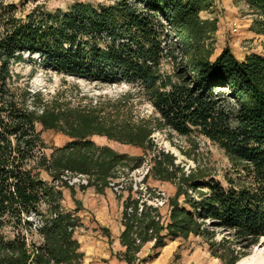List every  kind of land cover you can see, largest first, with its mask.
<instances>
[{"label": "trees", "instance_id": "16d2710c", "mask_svg": "<svg viewBox=\"0 0 264 264\" xmlns=\"http://www.w3.org/2000/svg\"><path fill=\"white\" fill-rule=\"evenodd\" d=\"M233 1L246 5L251 32L264 36V0ZM106 2H75L52 12L36 7L17 18V6L0 0V264H82L74 238L78 219L61 211L60 192L40 172L51 180L65 172L85 175L101 192L118 172L139 168L146 153L148 178L172 184L175 192L160 224V212L152 208L137 214L128 190L124 210L133 212L126 216L123 210L119 244L125 252L119 259L134 264L140 248L152 243L147 263L157 259L165 240L199 238L210 258L237 264L264 241V55L238 60L228 47L215 54L214 0ZM203 12L211 17L202 19ZM24 54L66 77L135 86L153 116L134 120L126 106L129 94L113 110L71 107L56 97L43 101L39 92L14 86L18 76L10 67L23 62ZM164 62L172 64L171 74L162 71ZM38 126L60 135L62 143L48 147ZM156 132H166L165 139L188 159L172 135L194 147L193 136L216 146L229 163L222 180L194 157L195 168L185 175L171 154H154ZM94 137L143 156L100 146ZM30 215L40 217L42 226L39 244L27 248L20 230L31 233Z\"/></svg>", "mask_w": 264, "mask_h": 264}, {"label": "rangeland", "instance_id": "374dc122", "mask_svg": "<svg viewBox=\"0 0 264 264\" xmlns=\"http://www.w3.org/2000/svg\"><path fill=\"white\" fill-rule=\"evenodd\" d=\"M75 2L91 3L93 5L107 4L106 0H4L5 4H13L17 6V18H23L36 7H42L45 11L52 12L57 9L66 10ZM201 16L207 18L208 14L203 12ZM212 16L216 17L218 20V30L215 33L212 42L215 54H218L224 47H228L238 60L249 54L264 55V36L256 35L251 32L250 24L252 20V13L246 5L239 1L234 2L233 0H214ZM234 19H238L240 21L238 36H232L228 29L229 22ZM235 39H238L240 42L238 46L234 45ZM23 56V62L14 64L10 67L13 74L18 76V80L14 86L19 89L27 87L31 94L39 92L43 101H50L56 97L61 102L68 103L71 107L100 106L104 109L113 110L115 106L114 103L118 99L129 94V97L126 99V106L127 109L131 111V116L134 120L138 118L147 119L153 116L152 108L141 95L137 94V88L135 86L126 85L124 83L102 84L87 79L66 77L62 74H58L48 67L42 66L39 63L37 56L32 57L25 54ZM161 68L163 72L171 74L172 64L170 62H164ZM36 130L40 133L41 139L48 147L56 146L63 141V138L60 135L50 131H43L39 126L36 127ZM166 135V132L154 133L153 141L156 146V149L153 152L154 154L160 151V149L164 152H168L175 157L176 164H180L183 171L187 165L195 168L196 163L191 160V158L194 157L201 166H206V169L215 179L220 181L222 180L223 174L229 168V163L224 157L222 151H220L216 146L210 144L202 137L193 136L192 138H196L195 141L197 143V147H194L184 138L172 135L173 144L182 150L187 151L190 156V159H188L184 157L175 147L170 145V143L165 139ZM93 141L100 146H108L119 153L126 152L130 156H143L140 151H134V149L132 150L121 147L117 144L106 141L104 138L94 137ZM171 149L177 151L181 158L177 157ZM45 153L48 154V150H46ZM145 158L150 159L151 153H146ZM44 177L45 173L40 172V178L43 179ZM150 190H155V188H150ZM164 191L168 193L167 190ZM39 211L41 215H44L45 206L41 205ZM28 220L31 224V233H26L22 229L20 232L27 235L31 244L34 243L38 245L39 239L34 232L37 219L34 215H30ZM10 231V228L7 229V231H4V235L10 236ZM217 237L219 238V236ZM175 244L177 247L169 257L168 253H165L159 260L155 259L144 263L143 259L141 264H219L212 263L211 260L202 257V249H205L206 245L199 238H190L185 241L180 240L174 242V245ZM251 253L252 248L248 251L247 255ZM261 253L264 256L263 248L261 249ZM120 255L122 254L115 252L114 256L117 260H120L118 257ZM139 258H142V256L139 255Z\"/></svg>", "mask_w": 264, "mask_h": 264}, {"label": "crops", "instance_id": "0c3cea01", "mask_svg": "<svg viewBox=\"0 0 264 264\" xmlns=\"http://www.w3.org/2000/svg\"><path fill=\"white\" fill-rule=\"evenodd\" d=\"M210 17L208 14L207 18ZM201 18L207 19L202 16ZM129 149L133 150L134 148ZM134 151L136 150L134 149ZM42 180L48 183L50 177L45 174ZM147 183L150 188L167 190L170 193V198L174 195L175 188L170 183L151 178L147 179ZM59 192L61 194L59 202L61 211L70 213L78 219L79 226L75 230L74 238L80 245L79 252L83 254L82 264H126L124 261L117 260L114 255L115 252L119 254L125 252L119 243L120 236L124 231L121 217L129 193L123 192L116 196L106 188L98 192L93 186L88 188H61ZM177 241L180 239L165 240V246L159 251L157 259H161L165 253H168L169 257L175 251L177 245H174V242ZM151 247L152 245L149 243L143 245L135 256L134 264H141L143 259L149 257L152 251ZM202 250V257L211 260L212 263H219L209 257L206 248ZM139 255L142 258H139Z\"/></svg>", "mask_w": 264, "mask_h": 264}, {"label": "built area", "instance_id": "2783aa9c", "mask_svg": "<svg viewBox=\"0 0 264 264\" xmlns=\"http://www.w3.org/2000/svg\"><path fill=\"white\" fill-rule=\"evenodd\" d=\"M239 28H240V21L238 19H234L228 24L229 33L232 36H238L239 35ZM239 40L235 39L234 45H239ZM193 167L190 165H187L184 169L185 175H188L190 170ZM151 169V162L150 159H144L142 165L126 174L122 175L121 172H118V178L114 180H109L108 185L106 189L110 190L114 195L119 196L125 191H130V195L132 199H134L137 202L136 205V212L137 214H140L145 208H152L158 212H160V215L155 217V221L159 222L160 224H164L166 221V214L168 212V202L170 199V196L167 192H165L162 189H155L150 190V187L148 186L147 179L148 175ZM50 185L54 188V190H60L61 188H88L90 187L91 180L88 176L85 175H76V174H70L68 172H65L62 174L57 180H51L49 181ZM125 211L126 216H129L132 214L133 209L131 207H128ZM164 211L165 215L161 212ZM37 223L34 227V232L36 234V231L42 226V221L40 217H36ZM54 217V216H53ZM27 221L28 218H27ZM121 223L123 224V218L121 217ZM25 243L27 248H29L30 242L25 234ZM152 245V243H150Z\"/></svg>", "mask_w": 264, "mask_h": 264}, {"label": "bare ground", "instance_id": "6f19581e", "mask_svg": "<svg viewBox=\"0 0 264 264\" xmlns=\"http://www.w3.org/2000/svg\"><path fill=\"white\" fill-rule=\"evenodd\" d=\"M171 150L177 157L181 158L177 151ZM262 248L264 249V246H261V248L257 247V245L252 247V253L241 258L237 264H264V256L261 253Z\"/></svg>", "mask_w": 264, "mask_h": 264}, {"label": "water", "instance_id": "95a60500", "mask_svg": "<svg viewBox=\"0 0 264 264\" xmlns=\"http://www.w3.org/2000/svg\"><path fill=\"white\" fill-rule=\"evenodd\" d=\"M261 246H264V241H263V240H261V241L258 243V245H257V247H261Z\"/></svg>", "mask_w": 264, "mask_h": 264}]
</instances>
